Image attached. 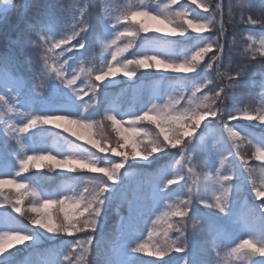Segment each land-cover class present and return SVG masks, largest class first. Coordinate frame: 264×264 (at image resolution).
<instances>
[{
	"label": "rangeland",
	"instance_id": "rangeland-1",
	"mask_svg": "<svg viewBox=\"0 0 264 264\" xmlns=\"http://www.w3.org/2000/svg\"><path fill=\"white\" fill-rule=\"evenodd\" d=\"M3 1L0 0V3ZM31 1H18L17 11L21 16ZM15 5L16 0L12 5L6 2L0 8L4 35L11 32V19L7 13L14 10ZM240 9L236 0H176V3L173 0H54L41 22L48 28L46 33L39 32V28L30 33L27 27L21 25L16 28L20 36L5 48L12 63L7 66L0 64V175L5 171L12 173L0 176V179L16 181V184L0 185V235L19 228L30 229L33 240L15 244L5 237V250L11 252L8 264H182V253H172V258L150 254L155 250L153 245L166 239L165 231H168L170 238H175L178 227L190 238L189 251L193 264H253L264 259L259 254L245 256L244 250L233 252L241 239H249L257 247L260 246L258 241L264 240V211L260 207L264 198L255 196L254 191L255 188L264 191V160L259 157L260 152H264V125L241 116L245 110L253 115L264 111V70L261 73L255 71L260 63L255 66L251 62L257 60L253 58L255 55L258 58L264 56V22L253 23L249 18L246 22ZM134 11H147L152 16L164 12L166 16L173 17L177 12L185 11L188 13L186 20L197 22H200L198 19L211 18L213 14L215 18L203 33L189 29L184 35H172L161 24L164 18L159 19L161 22L151 16L123 19ZM102 19H109L111 24ZM13 20L16 27L19 20L15 17ZM221 24L223 32L219 33V37L224 52L213 69H206L205 64L217 52L215 47L199 62L200 67L196 72L184 73L164 67L137 68L133 77L118 72L115 77L95 81L99 69L105 68L106 64L120 67L112 60L114 54L121 63L125 59L134 60L148 55L157 56L167 63L179 64L196 50L202 37H216ZM111 25H115V28ZM123 25H128L127 30L136 32V35L117 39V34L125 31ZM145 26L148 29L146 32L143 30ZM82 27L86 31L69 40L67 47L72 50L58 55L65 45L54 48L55 43L65 37H73V32H80ZM45 35L49 40L48 45L43 42ZM81 37L86 41V48H73ZM46 47L53 48V51L49 53L51 58L47 72L40 75ZM69 56L72 59L64 64ZM151 63L155 64L156 61ZM217 66L220 73L228 75L218 76ZM241 68L248 73L245 76L248 80L244 84L241 79L228 78ZM56 69L64 71L68 79H72V73H75V83L69 86L66 80L58 77ZM209 80L210 84L207 83ZM18 81H23L22 89ZM93 82L99 86L95 90L91 87ZM201 83L206 87L193 96L192 92ZM234 84L237 87L233 88ZM221 87L225 91L217 99L214 93ZM177 98L179 103L173 104ZM154 104L159 112H171L173 116L185 108L191 111L209 105L218 110V116L215 119L206 117L193 134L195 139L186 153L190 163H175L180 159L177 153L182 146L154 154L148 160L130 157L121 169L123 195L106 201L104 227L97 229L90 251L83 258L74 254L70 261L64 260L71 243L84 239L85 233H47L32 225L31 220L37 215L31 212L32 205L43 199H63L65 195L73 197L71 203H81L79 194L90 198L97 181L101 179L99 176L103 174L79 164L56 168L51 160L30 162L28 170L21 172L19 160L49 154L59 161L66 157L83 160L86 156L96 155L101 157L97 167H108L121 158L112 152H99L89 141L113 148L117 142L123 145L124 138H127L129 151L136 140L148 144L160 134L156 123L143 120L133 124L131 115H143ZM68 108L73 111L64 110ZM231 112L236 113L235 119L228 118ZM219 113L224 114L228 127L221 125ZM32 115L51 116L54 122H37L23 135L13 132V128ZM150 115L156 121L160 120L157 113ZM110 116L123 123L114 125ZM84 117L91 119V127L86 126L87 121L76 125L87 131L94 140L87 136H83V139L76 137L56 122L61 118L74 122ZM229 128L240 135L233 136ZM36 163L46 166L37 168ZM189 168L192 169L190 174ZM174 172L185 174L187 184L178 181L168 187L165 197H160L157 191L162 178H173ZM225 175H231L235 185L234 191L224 198L227 205L225 213L204 207L193 197L192 208L183 221L180 217L165 215L189 199L188 188L204 197L208 204H214L215 197L224 196L228 188L222 180ZM21 183L27 188L18 190L17 184ZM85 188L88 192H84ZM33 192L37 195H33ZM21 194L23 201L18 204ZM16 207H20L21 211L17 212ZM41 211L51 213L56 219L62 218L65 211L71 213L76 209L53 204ZM86 216L87 213L76 219L83 220ZM157 217L160 219L157 220ZM153 224L155 233L149 236ZM137 243L147 244L149 251L130 255L129 249Z\"/></svg>",
	"mask_w": 264,
	"mask_h": 264
},
{
	"label": "snow or ice",
	"instance_id": "snow-or-ice-1",
	"mask_svg": "<svg viewBox=\"0 0 264 264\" xmlns=\"http://www.w3.org/2000/svg\"><path fill=\"white\" fill-rule=\"evenodd\" d=\"M7 3H12V0H5ZM173 3H176V0H173ZM167 7V6H165ZM203 7V5H201ZM217 9H219V5H217ZM188 13L185 11H180L175 14V16H166L164 12H161L158 16H152L151 13L147 11H134L125 15L123 17L124 20H135L137 16H151L153 19H161L164 18V22L167 24L174 25L171 29V34L176 35H184L185 33L189 32V29H194L197 33H203L205 29L210 25L213 24V20L215 18V14L211 18L205 17L202 19H198L200 22L196 20H186ZM102 21H108L111 24L109 19H102ZM80 23H83L81 21ZM143 24V22H140ZM255 23V22H253ZM115 28V25H111ZM122 27L125 28V31L119 32L117 34V39L121 36H129L134 37L136 32L128 31V25H123ZM37 28H39V32H47L48 28H46L43 23L33 24L27 23V31L32 33L36 32ZM143 30L146 32L148 31L147 27H143ZM86 28H80V32H73V37H65L64 39L59 40L53 46L54 48H60L61 45H65V48L61 50L58 54L60 56L64 55V52L71 51L72 48L67 47L69 40L80 36L81 32H85ZM157 31H163V29H157ZM223 32V25L221 24L220 29L218 30V34L216 37H212L211 35L207 38L202 37V42L199 43L198 47L192 54L187 57L183 62L176 64V63H167L161 61L157 56H148V55H141L140 58L134 60H127L125 59L122 63L117 61V55H112V60L116 61L117 64H120V67H113L111 64H106L105 68L99 69V74L95 76V81H103L106 77H115L118 72H123V74L127 77H133L136 75L137 68H173L178 71H182L184 73H192L196 72L197 68L200 67V61L204 60V57L207 53L213 50L215 47L217 52L210 56L208 59L210 62L205 64L206 69H213L214 64L220 60L221 55L224 52V45L220 43L219 33ZM39 34V33H37ZM43 42L45 45H48L49 40L45 35L43 37ZM115 43V40L112 41ZM131 45H129L130 47ZM73 48L85 49L86 48V41L81 37L80 40L77 41L76 45L72 46ZM53 51V48L46 47L45 54L43 56V67L39 70L40 75H44L49 67L48 61L51 58L49 53ZM264 51V50H262ZM254 58V57H253ZM72 59L71 56L68 57L64 61V64L68 63V60ZM151 61H156L155 64L151 63ZM29 62H31V56L29 55ZM12 63V58L7 54H0V64L7 66ZM63 68V65H61ZM259 69L264 70V58H262ZM56 73L59 78L66 80L69 86H72L75 83L76 75L72 73V79H68L65 75L64 71H60L56 69ZM248 73L244 68H241L235 72L234 75H229L230 80H239L246 76ZM217 75L224 76L228 75L227 73H220L217 66ZM207 83H211V80L207 81ZM19 87L23 88V81H18ZM91 87L93 90L98 88L99 86L92 83ZM202 87H206V84L201 83L199 86L195 88V91L192 92V95L195 96L196 92H199ZM233 88L237 87V85H232ZM225 89L221 87L219 91L214 93L215 98L219 99L221 94L224 93ZM207 99V97H206ZM179 98L173 101V104H178ZM87 105L85 104V108ZM68 111H73L71 108L64 109ZM176 111L175 108L172 109ZM157 113L160 116V120L156 121L155 118L150 115V113ZM75 115V114H73ZM132 123L134 124L137 121L143 120H153L156 123V127L160 130V134L156 136L155 139L151 140L148 144H144L142 140H136L131 145V150H128L127 138H124L125 143L121 145L117 142L116 146L113 148H109L106 144L101 146L100 143L95 141H89L90 144H94L96 148L99 149V152L108 153L112 152L116 156H119L121 159L119 162H114L108 167H97L99 163H101V157L98 156H86L83 160H73L72 157H66L65 160L59 161L56 157L51 156V154L47 156H27L24 159L19 160V167L21 172H26L28 170V165L30 162L34 161H44V160H51L54 161L53 167L56 168H67L69 165H76L79 164L82 167L90 168L92 171L101 173L103 175L99 176L101 179L97 181L95 189L92 190L90 198L85 197L83 194L80 195V202L81 203H71L73 201V197L70 196H63V199H43L42 202L37 201L32 205L31 212L36 213V217L31 220L32 225L38 226L45 230L47 233L56 235L60 233L65 234H74L78 232H84L85 238L84 239H77L71 243V247L69 249L68 255L64 257V260L70 261V258L74 254H79L80 258H83L86 253L90 251L91 246L93 245L96 231L97 229H103L104 227V217L103 212L106 208V201H109L113 198H117L123 195V182H122V173L121 169L125 167V164L128 162L129 158H140L143 160H148L149 158L153 157L154 154L165 152L166 150L170 149H177L178 146H182L178 149V155L180 157L179 160L175 161L176 164L183 163H190L191 161L186 156L188 151V146L192 144L193 140L195 139L194 133L200 127L201 122L205 120L206 117L216 118L218 116V110L212 108L209 105H205L203 108H196L189 111L188 108H185L183 111L179 112L178 115H171V112H159L157 110V106L154 104L151 109L145 111L143 115L139 114H132ZM224 114L219 113L220 123L224 127H228L225 123ZM241 116L246 118L250 121H257L259 124L264 125V111H260L259 114L253 115L249 111L245 110L241 113ZM229 119H235L236 113L231 112L228 114ZM109 119L113 122L114 125L122 124V120H117L115 116H110ZM87 121L88 127H91V119L84 117L83 120L74 121L75 123H84ZM37 122L41 124H51L54 122V118L51 116H39V115H32L26 121H22L19 126L13 128V132L23 135L29 132V129L36 126ZM71 131V129H69ZM117 131H120L117 129ZM139 131H143V129H139ZM229 131L232 133L233 136L238 137L240 135L239 132L233 131L229 128ZM171 133V134H169ZM73 135H77L73 133ZM188 138V139H186ZM83 139V137H81ZM251 143V141H250ZM259 157L261 160H264V152H260ZM46 165L41 163H36L35 167L41 168L45 167ZM192 169H188V173L190 174ZM12 174V173H11ZM7 171L4 172L3 175H11ZM0 175V176H3ZM173 178L163 177L161 184L158 186L157 195L160 197L166 196V190L170 185L177 183L178 181H184L185 185L187 184V179L185 174H181L179 172L172 173ZM21 178V177H20ZM222 180L225 184L228 185V188L224 192V196H216L214 204H208L207 200L202 197L198 196L196 192L193 191L192 188H188V196L189 199L185 201L180 207L176 208L174 211L170 213H165V215H171L180 217L181 221L188 215L189 210L192 208V200L193 197H196L198 203L203 205L204 207L208 208H215L218 209L221 213H225L227 211V205L225 201V197H227L228 193L233 192L235 185L233 183V177L231 175L222 176ZM5 183H13L16 184L15 180H2L0 179V185ZM119 186V187H117ZM27 185L25 184H17V189H26ZM255 196L264 198V191L260 188H255ZM84 192H88V189L85 188ZM33 195H37L35 192L32 193ZM23 201V194L20 196V200L17 203H22ZM261 201H264L262 199ZM61 205V206H68L71 208H75L76 211L68 212L65 211L62 218L57 217L53 219L52 214L48 212H43L42 209L48 208L50 205ZM82 204V207H81ZM261 210L264 211V203L260 205ZM63 210V209H62ZM16 211L20 212L21 208L16 207ZM87 213V216L83 220L76 219L77 216H84ZM160 217H157L159 220ZM171 228V225H169ZM88 230V231H86ZM178 235L175 238H170L168 231L164 232V236L166 239L162 243H157L153 245L155 248L154 251H151V255L154 257H169L172 258V253H182L184 254L182 257V264H193L192 256L189 251V237L188 235L181 229H176ZM155 233V224H153V231L149 232L148 235L151 236ZM5 237H8L9 240L14 241L15 244H25L33 240V235L31 234L30 229H17L12 233L5 232L0 235V262L2 264H8L10 259L11 252H6L4 247ZM260 244L257 247L255 244L251 242L249 239H241L240 244L233 249V252H241L244 250L243 254L245 256H255L259 254L261 257H264V240L258 241ZM149 251V247L147 244L144 243H137L135 247H131L129 249L130 255H136L138 253H146ZM253 264H264V259H261L258 262H253Z\"/></svg>",
	"mask_w": 264,
	"mask_h": 264
},
{
	"label": "trees",
	"instance_id": "trees-1",
	"mask_svg": "<svg viewBox=\"0 0 264 264\" xmlns=\"http://www.w3.org/2000/svg\"><path fill=\"white\" fill-rule=\"evenodd\" d=\"M17 5H15L14 10H10L7 14L9 15L10 20V26L11 32L6 33L5 35L2 34L1 28H2V22L3 15H0V54H7V51H5L6 45L11 43L13 39L16 40L20 36V32H16V28L21 25L27 27V23H33V24H39L43 22L44 16L46 15V10L51 5V2L54 0H32L28 9L25 11V13L21 16V13H18ZM241 6L240 11H242L244 20L246 19V22L251 19L253 22H264V0H236V3H238ZM93 13V12H92ZM17 18L19 20V24L15 27L13 18ZM249 18V19H247ZM14 26V27H13ZM22 29V28H21ZM262 30V29H261ZM17 36V37H16ZM10 41V42H9ZM264 58V56L260 55L259 58L257 55L254 56V59L251 62L253 65L256 66V64H259ZM255 71L262 72L260 69H254ZM245 77V76H244ZM243 81L242 84H244L248 79L245 77V79L241 78ZM239 94V93H238ZM234 144V143H233ZM236 150H233V152ZM250 202V200H249ZM255 205V204H254ZM257 207V206H255Z\"/></svg>",
	"mask_w": 264,
	"mask_h": 264
},
{
	"label": "bare ground",
	"instance_id": "bare-ground-1",
	"mask_svg": "<svg viewBox=\"0 0 264 264\" xmlns=\"http://www.w3.org/2000/svg\"><path fill=\"white\" fill-rule=\"evenodd\" d=\"M156 20L161 22L159 19H156ZM161 24L163 25V27L165 29L171 31L172 28L169 25H167L165 22H161ZM164 69H166V68H164ZM56 122L58 125H60L62 128H64L66 131H69V129H71V131H69V133H71V134L76 133L77 134L76 137L81 138L83 136H87L90 140L91 139L94 140V138L91 135H89L87 133V131H85L81 127L77 126L76 123H74V122H71L65 118L57 119Z\"/></svg>",
	"mask_w": 264,
	"mask_h": 264
},
{
	"label": "water",
	"instance_id": "water-1",
	"mask_svg": "<svg viewBox=\"0 0 264 264\" xmlns=\"http://www.w3.org/2000/svg\"><path fill=\"white\" fill-rule=\"evenodd\" d=\"M13 2H14V0H12V3H11V4H13ZM4 3H6L5 0L0 4V7H2V5H3Z\"/></svg>",
	"mask_w": 264,
	"mask_h": 264
}]
</instances>
